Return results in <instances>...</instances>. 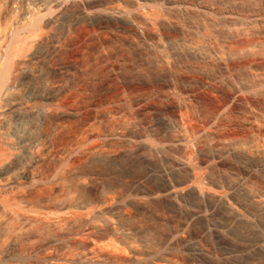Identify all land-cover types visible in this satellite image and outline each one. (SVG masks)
<instances>
[{
    "label": "bare ground",
    "instance_id": "obj_1",
    "mask_svg": "<svg viewBox=\"0 0 264 264\" xmlns=\"http://www.w3.org/2000/svg\"><path fill=\"white\" fill-rule=\"evenodd\" d=\"M96 16L129 23L134 28L131 41L139 48L155 53L158 60L168 69H175L184 58L190 61L185 63L186 67L194 69L202 64L210 67L205 77L195 81L191 87L181 89V92L190 93L193 98H197L202 91L222 95V102L215 108V114L207 120L209 126L222 124L230 111L244 105L249 116L241 121L240 127L245 131H257L256 137L253 133L255 138L251 140L240 138L235 141L218 136L212 141L215 145H212L213 152L203 157L202 151L198 149L202 157L199 163L194 162L191 156L175 152L191 147L196 135L192 137L177 117L187 108L186 102L178 96H171L163 103V115L147 122L141 130L137 127H125L105 132V140L122 143L127 154L130 150L126 145L129 144L133 147L130 153L134 154L142 149L174 150L170 155L171 164L148 167L132 185L110 201L103 197L84 200L79 196L54 205L22 201L24 213L40 211L54 216V219L74 210H93L91 216L89 214L77 228H67L61 234L51 237L40 248L35 247L31 256L36 257V264H56L55 262L62 261H66V264H117L116 259L111 261L109 257L96 255L94 244L89 242L90 239L95 243L96 240L105 238L125 245L129 257L123 264H143L147 261L170 264L171 258L167 252L171 250L168 249L178 243L184 253L191 254L196 260L204 263L209 258H247L257 253L264 254V233L244 245L233 236L240 223L264 226L261 219L264 216V44L256 42L257 45H246L241 47V51L238 49L239 54L237 51H230L231 47H226L232 38L244 32L264 33V0H0V156L6 155L5 159L0 158V198L17 194L21 190L39 188L48 181H54L58 189L61 182V176H58L59 167L62 164L64 166L66 160L74 161L77 157L74 147L66 148L57 156L58 164L47 175L36 171L35 166L49 157L50 146L47 142L49 134L46 136L37 133L38 122L35 120L38 116L49 117L56 112L52 106L59 91L56 93L52 90L56 84L50 79L51 72L65 76L77 67L74 64L53 63L67 44L66 36L70 29L66 36L60 35L61 30L71 28V25L81 19H92ZM147 29L154 30V35L162 36L163 41L146 38L144 31ZM168 29L182 32L187 38L176 37L175 46L166 47L164 42L171 38L166 34ZM207 30L210 33L205 35ZM195 36H201L204 43L198 45L192 42ZM214 39L219 44H215ZM43 46L47 48L43 49ZM177 69L179 72L175 73L178 74L176 81L182 83L188 79L185 76L187 70L181 71L178 67ZM112 71L113 74L119 72L115 66H112ZM154 84L155 82H152L150 85ZM229 84L231 91L225 94L223 88ZM46 85L48 89L45 88ZM65 86L60 92L63 96L68 93V86ZM175 87L176 82L168 79L160 89L172 90ZM137 101L144 103L142 99ZM171 112L177 115L175 120L170 117ZM75 115L77 112L72 110L57 113L62 120ZM171 120H174L171 129H175V133L162 137L161 133L166 132L163 130V124ZM197 134L196 139L197 136H208V128H202ZM116 156L95 157L113 161L118 158ZM139 156L138 158L145 162L151 158L149 155ZM235 156L248 158L251 162L229 171L231 159ZM215 168L223 169L228 177L235 176L234 180L228 182L214 178L212 175ZM201 169H206L208 173L198 179L197 172ZM179 170L187 171V176L178 177ZM156 175H162L164 183L147 188L146 182ZM81 178L86 186L93 180L86 173ZM201 185H204L206 190ZM241 194L246 195L247 200L241 198ZM193 196L201 198L200 201L204 199L205 202L195 201ZM153 201L167 202L181 214L179 223L168 232L160 249L142 246L143 240L138 232L140 228L137 230L126 226L122 220L125 210H131L135 204ZM0 210L8 211L1 202ZM222 210L227 211V220L215 221L214 218ZM8 213L10 212H6V217L0 222V230L6 220L11 218V213ZM20 219L24 236L27 235L25 233L30 221L25 215ZM198 222L205 224L200 233L192 235L190 230ZM106 226L108 233L99 235ZM79 235H88L90 239L74 256L66 255L63 251L51 252L53 248L58 247L65 246L67 249L73 240L76 243L75 239ZM15 243L16 241H13L11 246ZM210 245L225 248L222 256L213 254ZM94 247H97V244ZM43 249H48L47 253H50L43 251L46 254L44 256L39 252ZM10 251L9 248L1 249L0 264L13 261Z\"/></svg>",
    "mask_w": 264,
    "mask_h": 264
},
{
    "label": "rangeland",
    "instance_id": "obj_2",
    "mask_svg": "<svg viewBox=\"0 0 264 264\" xmlns=\"http://www.w3.org/2000/svg\"><path fill=\"white\" fill-rule=\"evenodd\" d=\"M70 27L71 28L66 27L61 30V36H66L65 34L69 31L68 29H70V33L68 32L66 36L67 44L64 50L53 63L57 64L58 62H62L74 64L77 67L65 76L53 71L50 74L51 81L54 82L53 84H56L54 87L52 86V90L56 93L59 91L60 93L62 88L66 85L65 87L68 86V93L66 92L64 96L61 93L57 94L52 106V108L54 107L53 111H56L53 112V115L51 114L49 117L38 116L36 117L37 120L34 119L38 122L37 133L46 134V136L49 134V137L47 136V142L50 146L49 157L36 165L34 169L47 175L51 169L58 164V159H56L58 158L57 156L66 148L74 147L77 151V157L74 158V161L66 160L64 166L62 164L59 167L58 176H61L60 181L64 184L60 182L58 189L54 181H48L39 186V188L21 190L20 192L18 191L19 193L17 194L14 193L10 196L0 198V202L5 205L6 210H8L6 212L11 213V218H9L8 221L6 220V225L4 224L0 230V251L1 249L3 250V248H9V250H11L10 252H12L11 254H13V261L6 262V264H36V257L31 256V252L32 250L34 251L35 247L40 248L41 245L45 244L51 237L61 234L66 231L67 228V230L77 228L84 223L87 216L89 217V214L91 216L93 212L92 209H90L89 212L88 210L85 212L74 210L67 214L60 215V217L57 216V218L54 219V216L44 214V212L40 213V211L38 213H24V209H22L21 205L22 201L31 202L32 204L41 202L45 204L46 202L47 205H54L63 200H71L78 196L84 200H93V198L103 197L110 201L114 196L122 193L130 184L132 185L135 179L137 180L143 175L148 167H155L159 164H171L170 155L174 150L156 151L152 149H142L134 154L130 153L133 147L129 146V144L126 145V148L130 150L127 154L124 152L122 143L107 142L104 137L105 132L116 128L137 127L138 130L143 129L147 122L154 121L157 117L163 115L162 105L167 102L171 96H178L182 101L186 102L187 108L183 109L178 116L174 112H171L169 115L171 118H174V120L177 116L186 126L191 136L195 134L198 135L197 132L202 130V128H208V136H203L202 138L197 136V139L196 135L194 136L195 140H193L196 146L193 142L189 148L175 150V152L178 151L189 157L191 156L194 162L199 163L202 156L205 157L207 154L213 152L214 147H212V145H215L212 141L218 136L221 138L225 136L227 139L229 138L235 141L240 140V138L243 140H251L256 137L255 132L257 131L253 129H247L245 131V129L240 127L241 121L249 116L248 113H246L244 105H239L232 111L228 109L230 112L227 117H225L226 119L224 118L225 121L220 125H211L213 126L211 129L207 120L215 114V108L222 102V95L202 91L197 98H193L190 93L184 94L181 92V89L189 88L195 81L205 77L210 67L208 68V66L206 67L204 64L194 69L186 67L185 63L190 61L184 58L177 67L180 68L181 71L187 70L185 71V76L188 79L182 83H178L176 81L178 74H175L179 72L177 67L173 70L168 69L164 63L158 60L155 53L145 48H139L134 44L131 41L134 36V28L126 21L96 16L92 19H81L78 23ZM251 32L252 31L248 33L244 32L239 36L237 35L236 37H239V39H236V37L232 38V41L228 42L226 47H231L230 51L234 53L237 51L239 54L238 49L241 51L246 45L264 44V33L256 34V32ZM167 33L171 38H169L167 42H164V44L166 43V47H174V40L178 37V39L187 38L184 33L176 30L171 31V29H168L166 30V34ZM209 33V30H207L204 34L207 35ZM144 34L148 39L155 38L158 42L159 40L163 41L162 36L154 35V30L147 29L144 31ZM203 41L204 39H201V36H195L192 42L200 45ZM214 43L217 44L218 41L214 39ZM46 48V46H43V49ZM112 66L118 68L119 72L113 74ZM168 79L174 80L176 82V87L172 90H161L160 87ZM152 82H155V84L150 85ZM45 88L48 89L47 85ZM229 91H231L230 84L225 85L223 92L228 94ZM139 99L144 100V103H139L137 101ZM262 99L264 100V98ZM263 100L262 104L264 103ZM62 110L76 111L77 115L62 120L57 116L58 111ZM117 110L120 111L117 112ZM128 114L130 116H128ZM174 120L163 124V130H166V132L163 131V134L161 133L162 137L175 133V129H171L173 128ZM262 122L264 123V120ZM253 133L255 137H253ZM198 149L202 151V156L198 153L200 151H198ZM96 155H118L116 156L118 158L113 161H108L106 158H97L95 157ZM139 155H149L151 157H149L150 161L145 162L141 160L138 158ZM0 158L5 159L6 155L0 156ZM248 160V158H241L238 156L232 157L231 166L228 170L230 171L234 167L239 168L251 162V160ZM206 172L208 173L206 169L198 170L197 178L201 179V176L207 174ZM84 173L89 174L90 178L93 179L90 182L91 184L87 183V186L83 184L81 178ZM177 175L180 178H184L187 176V171L179 170ZM212 176L228 182H232L235 177H228L224 170L219 168L213 170ZM258 180L262 181L261 179ZM162 182L164 183L162 175H156L146 182V187L151 188L161 185L163 184ZM201 186L206 190L204 185ZM54 188H56V190H54ZM245 196L246 195L241 194V198L247 200ZM193 198L195 201H200L201 199L195 196H193L192 199ZM203 201L204 199L200 202ZM209 203L210 202H207V204ZM6 212L0 210V222L6 217ZM12 213L14 215H12ZM24 215L31 223L29 222V226L27 227L28 229L25 233L27 235L22 236L20 218ZM122 215V220L125 225L127 224L126 226L134 227L137 230L140 228L138 232L143 240L142 246L152 249H160L162 247L166 235L179 223L181 218L180 211L170 206L169 203L161 201L135 204L132 206L131 210H125ZM225 217H227V211L222 210L216 215L214 220L225 222V220H227ZM261 219H263L264 222V216L261 217ZM56 222L59 225H57ZM204 224L203 222H198L194 225L190 230L191 234L197 235L200 233ZM262 226H257L255 224L249 226L248 224L240 223L233 236L242 245H244V243H250L264 233V226ZM259 228H261V230ZM103 230L99 232V235L102 236L108 233L106 232V230L108 231L107 226L106 228L104 227ZM28 236H31V238H28ZM81 236L82 235H79V237L75 239L76 243L73 240L68 245L69 247L67 246V249L64 246L62 248H53L52 251H49L53 253L63 251L64 254H69V256L72 257L75 253L80 251L90 239L88 235H85V237L84 235ZM13 241H16V243L14 246H11ZM96 241L95 243H93L94 241H91V239L89 241L92 245L94 244V246L97 244V247L93 246L94 250L96 249L97 251H95L96 255L99 254L98 256L103 255L106 256V258L109 257L108 259L111 261L116 259L115 262L118 260L117 264H123L127 261L129 252L125 248V245L110 238L98 240L99 242ZM240 241H243V243ZM208 242H210V240ZM178 245L176 244L171 249H168V251L171 250L167 252L169 258H171L170 264H264L263 253H257L247 258L242 256L225 259L209 258L204 263L196 260L193 255L184 253L182 251V246H180L179 243ZM242 245L240 247H242ZM78 246L79 248L82 247L77 249ZM210 250L213 254L220 257L224 253L225 248L210 245ZM43 251L46 252V254L50 253H47L48 249L39 250L44 256L46 254ZM41 253H39V255ZM64 262L58 263L63 264ZM55 263L58 264L57 262ZM143 264H155V262L147 261Z\"/></svg>",
    "mask_w": 264,
    "mask_h": 264
}]
</instances>
